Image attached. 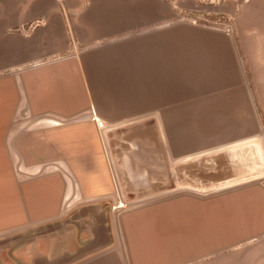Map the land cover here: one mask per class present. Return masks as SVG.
<instances>
[{
  "label": "crops",
  "instance_id": "obj_1",
  "mask_svg": "<svg viewBox=\"0 0 264 264\" xmlns=\"http://www.w3.org/2000/svg\"><path fill=\"white\" fill-rule=\"evenodd\" d=\"M200 7L0 0V264H264L256 180L116 213L114 169L181 168L261 137L260 37L184 18Z\"/></svg>",
  "mask_w": 264,
  "mask_h": 264
},
{
  "label": "rangeland",
  "instance_id": "obj_2",
  "mask_svg": "<svg viewBox=\"0 0 264 264\" xmlns=\"http://www.w3.org/2000/svg\"><path fill=\"white\" fill-rule=\"evenodd\" d=\"M197 1L201 7L198 10L188 9L184 16L187 21L228 31L238 28L260 37L259 42H254L251 59L257 113L256 120L250 125L253 130L259 131L261 137H254L243 144V149L239 151L190 158L181 168L114 169L117 181L115 205V197L119 196L126 205H141L177 191L206 193L250 179L264 183V0ZM218 10L219 13H216Z\"/></svg>",
  "mask_w": 264,
  "mask_h": 264
},
{
  "label": "bare ground",
  "instance_id": "obj_3",
  "mask_svg": "<svg viewBox=\"0 0 264 264\" xmlns=\"http://www.w3.org/2000/svg\"><path fill=\"white\" fill-rule=\"evenodd\" d=\"M124 207H125L124 202H123L119 197H117V198H116V213H117L119 210H121L122 208H124Z\"/></svg>",
  "mask_w": 264,
  "mask_h": 264
},
{
  "label": "built area",
  "instance_id": "obj_4",
  "mask_svg": "<svg viewBox=\"0 0 264 264\" xmlns=\"http://www.w3.org/2000/svg\"><path fill=\"white\" fill-rule=\"evenodd\" d=\"M98 126L102 131L105 130L104 124L102 122H98Z\"/></svg>",
  "mask_w": 264,
  "mask_h": 264
}]
</instances>
